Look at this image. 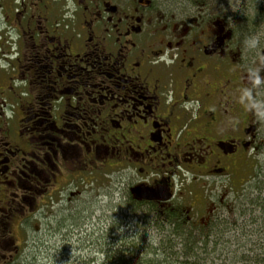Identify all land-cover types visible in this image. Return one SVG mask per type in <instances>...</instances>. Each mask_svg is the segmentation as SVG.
<instances>
[{"label": "flooded vegetation", "instance_id": "1", "mask_svg": "<svg viewBox=\"0 0 264 264\" xmlns=\"http://www.w3.org/2000/svg\"><path fill=\"white\" fill-rule=\"evenodd\" d=\"M236 16L219 0H0V262L33 213L81 212L105 179L130 209L222 219L217 195L191 215L188 185L231 183L264 140Z\"/></svg>", "mask_w": 264, "mask_h": 264}, {"label": "rangeland", "instance_id": "2", "mask_svg": "<svg viewBox=\"0 0 264 264\" xmlns=\"http://www.w3.org/2000/svg\"><path fill=\"white\" fill-rule=\"evenodd\" d=\"M219 1L228 12L237 15L238 32L244 41L253 44V60L239 57V62L261 82L259 102L260 111L264 112V0ZM1 107L6 108L0 99ZM259 153L257 161L239 162L233 181L227 185L218 182L188 185V191L193 193L190 204L198 206L191 215L205 216L212 210V202L217 195L228 202L220 213L232 224L219 241L215 235L212 236L213 245L209 246V252L204 253L200 250L202 247L196 245L199 264H264V208H261L264 205V140ZM117 183L114 178L100 181L92 193V202L89 195L80 200L81 212L63 213L51 221L47 219L49 216L33 213L28 225L14 235L16 242L12 247L18 245L19 254L11 262L0 264H80L93 258L102 259L101 246L112 242V237L122 238V235L139 232L140 219L144 214L138 208H135V213L131 211L130 207L134 206L130 201L120 198L117 192L113 193ZM105 186L109 190L104 189ZM108 191L110 195L107 196ZM244 207L247 208L245 213L242 211ZM87 217L90 222H86ZM206 221L203 219V223ZM149 227L143 239L144 245H155L163 234L152 223ZM180 249V246L176 248L179 254L172 257L174 260L183 257ZM11 251L16 254L14 248ZM155 257L157 260L168 259L165 255Z\"/></svg>", "mask_w": 264, "mask_h": 264}, {"label": "trees", "instance_id": "3", "mask_svg": "<svg viewBox=\"0 0 264 264\" xmlns=\"http://www.w3.org/2000/svg\"><path fill=\"white\" fill-rule=\"evenodd\" d=\"M242 205L244 206V204ZM261 208H264V205ZM246 209L244 207L242 211L245 213ZM131 211L135 213L137 210L132 209ZM142 212L144 214L140 219L139 232L133 235H122V238L112 237V242H105L101 246L102 259L93 258L91 261L86 260L87 262L84 261L80 264H199L200 260L195 253L196 245L199 244L202 247L200 250L204 253L209 252V246L213 245L212 236L215 235L219 241L232 225L224 218V215H221L222 219L219 218V220L214 215L207 226H204L194 223L197 222L194 219L189 221L187 215L183 213H162L154 206H148ZM150 223L156 226L163 237L160 241L155 242V245H144L143 239L146 236V231L150 228ZM153 246L158 247L155 249ZM178 246L181 247L180 255L184 258L174 260L172 257L179 254L176 251ZM163 255L168 256V259L157 260L155 257ZM100 261L102 262L100 263Z\"/></svg>", "mask_w": 264, "mask_h": 264}, {"label": "water", "instance_id": "4", "mask_svg": "<svg viewBox=\"0 0 264 264\" xmlns=\"http://www.w3.org/2000/svg\"><path fill=\"white\" fill-rule=\"evenodd\" d=\"M264 55V52H263ZM132 193L134 194V196L136 197V199L138 200H156V199H163V200H167V197H163V198H159L156 196L155 192H142L140 189H133Z\"/></svg>", "mask_w": 264, "mask_h": 264}]
</instances>
